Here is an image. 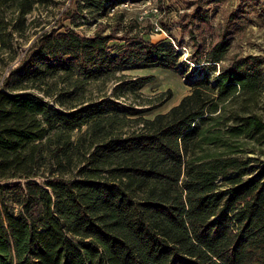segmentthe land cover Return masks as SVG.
I'll return each instance as SVG.
<instances>
[{"label":"trees","instance_id":"obj_1","mask_svg":"<svg viewBox=\"0 0 264 264\" xmlns=\"http://www.w3.org/2000/svg\"><path fill=\"white\" fill-rule=\"evenodd\" d=\"M49 1L0 0V63ZM125 1L70 0L64 19ZM61 27L18 44L0 86V264H264V55L230 57L224 34L183 61L180 43ZM189 62L203 74L167 113L126 101L152 78L118 70ZM113 80V94L79 100Z\"/></svg>","mask_w":264,"mask_h":264},{"label":"rangeland","instance_id":"obj_2","mask_svg":"<svg viewBox=\"0 0 264 264\" xmlns=\"http://www.w3.org/2000/svg\"><path fill=\"white\" fill-rule=\"evenodd\" d=\"M70 7L75 8L70 0H51L48 5H39L27 16L25 29L14 34V53H6L4 62L0 63V86L9 69L17 66L22 56L18 44L27 47L37 35L51 28L64 32L65 28L61 27L63 24L87 37L103 32L129 36L135 41L157 43L168 40L177 45L180 43L182 46L178 50L183 61L194 51L195 40H205L210 44L224 34H229L232 40L230 57L236 54L264 55V0H126L117 2L101 18H97L98 13L95 11L87 9L83 17L66 20L64 12ZM199 9L201 12L210 11L208 23L198 25V20L191 23L190 14ZM240 9L245 12L232 17L233 12H239ZM110 45L118 52L124 48L125 42L115 40ZM188 66L186 73H174L161 68H131L118 70L116 74L124 80L146 76L152 78L137 94L128 93L126 101L135 108L145 109L142 115L153 119L158 114L167 113L191 93L194 81L203 73L191 62ZM116 85L115 80L93 82L85 90H78V98L97 100L113 94ZM64 87L68 88L66 84H59V88ZM73 134L77 135L79 131ZM69 175L66 174V177Z\"/></svg>","mask_w":264,"mask_h":264}]
</instances>
